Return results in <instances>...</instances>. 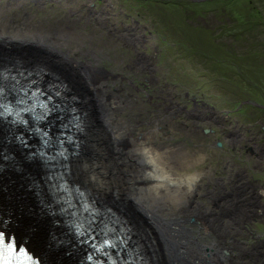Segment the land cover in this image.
<instances>
[{"label": "bare ground", "instance_id": "1", "mask_svg": "<svg viewBox=\"0 0 264 264\" xmlns=\"http://www.w3.org/2000/svg\"><path fill=\"white\" fill-rule=\"evenodd\" d=\"M30 1L47 6L45 0H4L0 4V51L38 48L68 66L80 90L42 58L24 62L15 54L17 63H0V72H26L41 84L59 87V98L76 116L70 133L76 149L55 162L63 166L65 180L102 201L124 221L147 264H264V250L242 242L252 235L247 226L249 216L240 210L244 206L232 195L230 184L222 188L209 162L199 167L203 158L194 150H185L174 141L163 142L175 138L178 129L192 134L196 129L182 128L174 121L176 112L163 111L155 59L141 49L150 39L139 23L135 19L130 25L122 23L116 17L121 8L110 0L99 6L95 0H64L68 5L60 7L61 11H33ZM14 6L20 11L13 15L10 10ZM122 46L131 50L130 57L118 50ZM109 48L115 51L113 66L105 62ZM120 68L123 73L116 71ZM125 71L134 75V84ZM144 81L150 95L143 92ZM46 119L48 133L53 125L55 132L66 128L62 117ZM164 125H171L172 133ZM27 128L0 119V145L8 152L0 158L3 226L12 236L16 237L14 231L23 240H32L16 225L27 204L35 224H49L50 246L41 252L30 245L41 263L69 264L74 260V264H86L82 259L85 244L67 232L63 215L46 191L44 172L35 170L37 139ZM11 188L22 193L24 200L10 198ZM111 203L133 210L135 219ZM53 250H60L61 255L55 263L50 256Z\"/></svg>", "mask_w": 264, "mask_h": 264}, {"label": "rangeland", "instance_id": "2", "mask_svg": "<svg viewBox=\"0 0 264 264\" xmlns=\"http://www.w3.org/2000/svg\"><path fill=\"white\" fill-rule=\"evenodd\" d=\"M3 1L0 0V4ZM110 1L117 8H121L119 16L116 17L122 23L130 25L131 21L135 19L139 23L142 33L147 37L149 36L150 40L145 42L141 49L153 55L156 67L158 66L156 68L157 78L160 77L162 72L165 78L167 76L170 78L172 75L174 83H176L177 79L182 80L185 82V90L202 93L203 99L211 103L217 110H224L226 117L232 122L264 134V0ZM94 2L95 6H99L104 1L95 0ZM45 3L47 6H42L36 1H30L28 5L33 11H61L59 10L60 7L64 9L68 5L65 4L64 0L56 2L45 0ZM49 5L54 8L49 9ZM19 11L20 9L17 6L10 10L13 15ZM118 50L123 52L125 57L131 56L132 52L126 46H122ZM5 52L0 51L1 64L15 65L18 59L15 57L19 56H22L20 59L25 60L24 62H33V59L42 58L48 60L47 62L56 71V74H61L62 72L61 76H65L74 84L77 83L74 73L68 66L57 62L49 54H44L38 48H15L14 51ZM104 56L107 60L105 62L113 66L115 63L113 60L115 58L114 48L109 52L106 51ZM42 62L45 61L43 60ZM116 71L122 72L121 68ZM125 73L134 84L136 80L134 75L130 71H125ZM75 86L79 88L77 84ZM147 91L145 92L144 81L143 92L146 94ZM145 105L147 108L149 107L147 102ZM165 128H167V132L172 133L171 125L169 127L164 125ZM177 131L179 132H177L178 135L175 138L169 137L164 139L163 142L169 144L174 141L185 150H194L198 157L203 158L199 167L205 166L206 162H209L218 175L219 163L217 162L220 156L215 149L214 142H209L202 136L199 138L196 134L184 133L181 129ZM197 146L198 149H196ZM101 147H104L103 143ZM6 153L8 152L0 145V158L6 157ZM29 160L33 161L32 159ZM34 162H37L35 170L42 172L43 166L40 161ZM23 168L25 167L23 166ZM250 173L254 175V178L259 175V178L264 183V161L260 169L255 168ZM8 193L11 196L10 198L19 199L22 197L20 199L24 200V195L16 188H11ZM111 204L115 205L113 208L123 211L124 215H126L125 213L130 214V217H133V220L135 219L133 210L130 208L128 209L120 204ZM22 210L23 212L19 215L16 225L24 235H31L32 240H23V236L18 235L14 231L12 234L14 233L16 238L26 244V246L30 247L31 245L42 252V250L50 246L47 244L50 237L47 234L49 224L45 222H43V225L35 224L32 214L28 211L27 204ZM260 219L261 221L257 223V226L263 227L264 217ZM242 225L246 226L245 224ZM243 229L245 227L242 228V231ZM245 239L243 238L242 242L248 246V239ZM30 250L34 253V249L30 247ZM50 253V256L53 255L52 261L54 260V263L57 262V256L59 255V258L61 256L60 250L56 252L53 250ZM62 259L64 261L66 257L63 256ZM68 263L74 264L75 261Z\"/></svg>", "mask_w": 264, "mask_h": 264}, {"label": "flooded vegetation", "instance_id": "3", "mask_svg": "<svg viewBox=\"0 0 264 264\" xmlns=\"http://www.w3.org/2000/svg\"><path fill=\"white\" fill-rule=\"evenodd\" d=\"M167 70L170 69L167 67ZM171 76L165 78L161 72L157 78L163 111L168 114L173 110L177 113L174 121L178 125L189 129L193 126L199 138L202 136L205 140L214 142L220 156L217 176L222 188L230 184L232 195L240 206H244L240 210L249 216L252 235L251 240L249 237L246 239L253 243L254 250H263L264 226L258 227L257 223L264 217V183L259 175L254 178L250 172L262 167L264 134L232 122L226 117L224 110H217L203 99L202 93L185 90V82L177 79L174 83Z\"/></svg>", "mask_w": 264, "mask_h": 264}, {"label": "snow or ice", "instance_id": "4", "mask_svg": "<svg viewBox=\"0 0 264 264\" xmlns=\"http://www.w3.org/2000/svg\"><path fill=\"white\" fill-rule=\"evenodd\" d=\"M21 91H24V90L21 89ZM37 91H39V90H37ZM3 92H4V88L2 86H0V93H3ZM27 99H28L27 96H25L24 98H18L15 101V103L18 105H25ZM49 99H50V97H49ZM37 105H39L40 110H41L39 113H37L35 111ZM0 108L3 109V111H0V116L5 115L8 112H13V115H15L17 119H20V117L18 116L19 112H31L34 119L43 120L45 117L48 116L50 111H52V109H50L45 102L39 101V100H33L32 103L27 104L26 107L18 108L14 111L10 105H8L4 102L3 96H0ZM21 122H23V121H21ZM35 130L37 132L40 131L39 128H36ZM43 135L47 136V132H44ZM149 159H150V157H149ZM103 243L108 244L109 241L107 239H105L103 241ZM13 247H14V245H13L12 238L7 237L4 232L0 231V248H2L4 250H11V249H13ZM19 251L21 253H24L25 250L23 248H19ZM88 259H91V257H88ZM5 264H7V262H5Z\"/></svg>", "mask_w": 264, "mask_h": 264}]
</instances>
